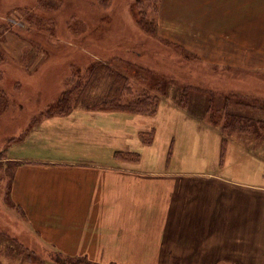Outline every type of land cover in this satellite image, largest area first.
Segmentation results:
<instances>
[{"label":"rangeland","instance_id":"rangeland-1","mask_svg":"<svg viewBox=\"0 0 264 264\" xmlns=\"http://www.w3.org/2000/svg\"><path fill=\"white\" fill-rule=\"evenodd\" d=\"M178 1L180 3L174 9H169L165 3L163 17L181 21L192 10L193 14L198 13L196 18L206 12L214 20L218 11L224 12V4L228 2L207 0V5H203L201 0ZM257 1L264 4V0ZM144 3L145 14L141 15L136 0H0V264H56L50 259L67 256L47 250L39 237L29 231L21 208L10 200L8 188L13 158L42 156L47 153L51 139H87L109 144L118 150H123L129 142L117 120L100 121V130L80 124L72 127L68 120L52 129L45 128L44 119L39 118L47 108H54L62 94L72 88L68 95L70 102L66 105L70 110L68 114L75 110L105 113L113 110L108 103L114 90L113 78L107 72L102 78H92L83 92L85 100L73 106L78 87L89 78L87 68L93 64L107 66L109 70L127 76L128 83L117 85L119 91L116 94L122 96L121 102H131L141 94L153 95L160 101L151 116L161 117L175 111L183 118L194 120L200 130L220 136V152L224 149L225 139L220 170L226 168L236 174L246 172V176L250 173L255 182L258 172L264 173V141H249L251 133L248 131L234 132L230 136L224 133V124L228 121L224 108L228 113L264 124V71H251L264 68V47L254 54L248 45L237 42V38L224 37V29L204 42H195L191 35L171 38L164 33L169 32L166 20L165 27L158 29L154 36L148 30L149 24L157 15L155 9L158 10V5L163 2L145 0ZM247 29L264 32V17ZM192 31L188 30V33ZM231 32L229 29L230 35ZM220 56L233 65L214 64L221 60ZM242 58L246 59L244 67L240 62ZM77 79L78 85L74 86ZM118 81L121 80L117 78ZM182 97L185 103L180 102ZM102 101L104 105H101ZM144 125L135 123L133 129ZM38 129H49L45 130L46 138L38 135ZM153 131L137 134L136 138L140 140L134 144L130 160L124 159L129 152H120L122 154L116 158L113 152L112 157L128 162L130 170L148 169L144 162L140 164L141 155V158L147 157L149 165L155 166L156 172L165 170L162 165L156 168L160 166L156 164L159 154L149 147ZM178 134H188V131L179 128ZM30 139L36 142L23 145ZM230 142L238 150L232 148L235 163L226 164ZM210 143L209 139L201 138L197 144L191 142L188 148L194 153L203 149L208 151ZM156 149L160 153L157 146ZM185 149L186 145L181 148ZM142 150L144 155L140 154ZM169 151L168 165L172 149ZM108 155L102 144L99 157ZM26 253L36 260L23 258ZM47 257L49 260L45 259ZM80 259L91 264H158L157 259Z\"/></svg>","mask_w":264,"mask_h":264},{"label":"crops","instance_id":"crops-1","mask_svg":"<svg viewBox=\"0 0 264 264\" xmlns=\"http://www.w3.org/2000/svg\"><path fill=\"white\" fill-rule=\"evenodd\" d=\"M254 32L246 29L237 42L257 46L251 51L255 54L264 44L254 38ZM189 35L197 37L195 42H204L198 30ZM220 58L214 64L233 65ZM240 62L243 65L246 59ZM157 116L135 118L120 112L75 110L45 119V128L68 120L69 126L80 124L98 130L100 121L117 120L129 142L118 150L87 139H51L46 154L13 158L18 165L12 170L11 199L21 208L29 231L47 250L74 257L71 259L264 264V173L258 172L255 182L250 173L220 170V136L200 130L194 120L175 111ZM135 123L145 125L133 129ZM179 128L188 134L179 135ZM40 129L38 135L46 138L49 129ZM152 130L149 147L159 154L156 164L160 166L156 168L162 165L165 170L156 172L141 155L140 164L144 162L148 169L130 170L128 162L112 157L113 152L132 153L140 140L137 134ZM201 138L209 139L210 147L194 153L188 146ZM27 142L36 141L30 139L23 145ZM102 144L109 152L106 158L99 157ZM184 145L186 149L181 150ZM232 145L230 142L226 164L235 163L232 151L238 148ZM140 154L144 155V150Z\"/></svg>","mask_w":264,"mask_h":264},{"label":"trees","instance_id":"trees-1","mask_svg":"<svg viewBox=\"0 0 264 264\" xmlns=\"http://www.w3.org/2000/svg\"><path fill=\"white\" fill-rule=\"evenodd\" d=\"M145 0H136V4L139 7V12L141 15L145 14V6L144 3ZM246 1V0H245ZM161 2L158 5V10L155 9L156 17L154 20L151 21L149 24L148 29L150 32L153 33L155 36L158 32V29H161L165 27V20L166 23L169 26V32L165 31L164 33H168V36L171 38H180L182 35H189L188 30H198L203 33V41H206L208 39H212L216 37V33L224 29V37H233L237 38L239 34H244V31L249 27L253 26L254 23L258 22L260 17H264V4L262 2L257 0H247V2H244V0H228L227 4H224V12L218 11V15H216V19L212 20V17L208 15L206 12L202 13L199 18H196L195 16L198 14H193L192 10H189L186 15L188 17L184 18L183 21L176 22L174 18L172 17H163L162 10L165 7V3L168 4L169 9H174L175 5L180 3L178 0H161ZM201 4L207 5V0H201ZM244 5V7H242ZM205 8V7H204ZM202 8V9H204ZM192 9V8H191ZM218 9V8H217ZM216 9V10H217ZM261 10L262 13L259 14V11ZM184 17V16H183ZM202 24V26H201ZM201 26V27H199ZM205 26V27H203ZM229 29L232 30L231 35L229 34ZM211 32V35L208 34V32ZM255 37L257 39H260L261 42L264 44V33L261 32H254ZM194 36V35H192ZM197 37H195L196 39ZM262 43L259 45L262 47ZM248 44H250L248 42ZM249 51H255L257 50V46L254 48L253 46H249ZM89 67V66H88ZM107 66H102L99 64H93L88 70L89 78H86V81L83 83L82 86L79 84L80 87H78V93L76 94L73 106H76L81 103V101L85 100L84 96V90L87 87L88 83L91 82L92 78H102V76L105 75L104 72H107L110 76H112V86L114 87L113 94L110 95V100L108 103L110 104L111 110L110 112H120L125 113L127 115H142V116H151V113H153L156 109L157 104L159 103L160 99L156 98L153 95L149 94H141L136 100H133L131 102H121V95L116 94V92L119 91V84H126L128 83V78L124 74L118 72V71H111ZM257 72V71H255ZM104 74V75H103ZM117 78L121 81L117 82ZM125 82V83H123ZM74 86L78 85V79L75 81ZM73 85V84H71ZM149 90H151L149 88ZM73 91V88L70 89L68 92H64L62 96L59 98L58 102L54 106V108L50 109L47 108L46 111L41 113L39 118L48 119L55 116H64L67 115L70 110L66 108V105L70 102V97L68 96ZM193 91L200 92L197 89H193ZM71 95V94H70ZM121 100V101H120ZM182 103H185V99L182 97L181 101ZM211 102V101H210ZM104 101H102L101 105H104ZM227 116V123L224 124V133L227 134V136H230L234 132H250L251 136L248 139L249 141L254 140H260L264 141V124L263 122L247 118L235 114L228 113L227 110L224 108ZM39 118H37V122H39ZM237 135V134H236ZM14 141V140H13ZM17 145H20L21 143H16ZM226 141L224 139V149H225ZM264 146V143H263ZM222 148L220 152V159L223 157V150ZM122 153L115 152L114 156L115 158L120 156ZM129 154H125V160H130L131 156ZM132 155V154H131ZM134 155V153H133ZM225 155V154H224ZM116 160V159H115ZM135 160V157L133 158ZM122 161V160H118ZM14 162V161H13ZM18 165V162H14V165ZM13 165V166H14ZM11 183H12V172L10 174V180H9V197L11 194ZM10 200L12 201L11 197ZM13 202V201H12ZM14 203V202H13ZM5 236V235H1ZM27 256H24L23 258H26L27 260L35 261L36 259L30 255L29 253H26ZM15 256V255H14ZM51 258V257H50ZM50 261H54L56 264H91L89 261H82L81 259H71L68 257H57L56 259H50ZM168 264H179V260L170 259L168 261Z\"/></svg>","mask_w":264,"mask_h":264},{"label":"bare ground","instance_id":"bare-ground-1","mask_svg":"<svg viewBox=\"0 0 264 264\" xmlns=\"http://www.w3.org/2000/svg\"><path fill=\"white\" fill-rule=\"evenodd\" d=\"M46 260H49V257L45 258Z\"/></svg>","mask_w":264,"mask_h":264}]
</instances>
